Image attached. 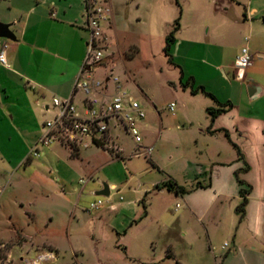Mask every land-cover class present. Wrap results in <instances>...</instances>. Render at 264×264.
Listing matches in <instances>:
<instances>
[{"label": "rangeland", "instance_id": "1", "mask_svg": "<svg viewBox=\"0 0 264 264\" xmlns=\"http://www.w3.org/2000/svg\"><path fill=\"white\" fill-rule=\"evenodd\" d=\"M108 2L116 31L109 27L111 18L103 23L112 38L109 46L104 34V58L97 65H102L97 76L101 80L110 74L119 77L120 86L145 110L146 117L140 123L142 144H153L159 135L152 153L157 167L144 154L135 155L137 146L122 128H115L113 133L119 136L123 158L116 157L120 153L118 145L105 146L104 150L88 138L84 141L90 145H81L77 157L54 142L44 149L45 156L34 157L33 163L15 171L11 178H0V264H17L20 255L33 261L52 251L55 259L53 255L46 257L43 264H206L207 234L200 223L180 219L184 205L176 192L156 186L144 200L146 216L141 201L144 183L162 184L167 176L186 187L195 182V174L185 162L187 156L198 151L196 122L204 116L202 107L209 99L182 87L180 70L168 62L163 47L179 16L180 4L181 32L177 39L184 42L179 51L174 44L171 53L186 73L184 80L193 75L208 90L221 91L228 87L224 76L233 81L232 88L238 93L243 84L233 71L242 47L255 55V64L246 68V77H262L263 57L258 52H264V0ZM253 8L255 11L250 12ZM193 30L201 41L188 50L185 37ZM218 66H224L228 75ZM244 86H248L246 81ZM114 87L110 83L109 93ZM172 102L175 115L169 109ZM49 117L51 114L43 118L41 127ZM190 121L195 123L193 127ZM13 144L18 150L23 148L17 136ZM80 178L87 184L83 186ZM104 183H116L117 188H111L110 195L97 194ZM98 199L103 204L90 209L91 202ZM112 203L116 207H111ZM13 225L45 244L26 238L20 231L10 237ZM26 240L33 245L14 247ZM223 242L217 237V245Z\"/></svg>", "mask_w": 264, "mask_h": 264}, {"label": "crops", "instance_id": "2", "mask_svg": "<svg viewBox=\"0 0 264 264\" xmlns=\"http://www.w3.org/2000/svg\"><path fill=\"white\" fill-rule=\"evenodd\" d=\"M253 11L254 8L250 10ZM85 20V0H0V24L4 26L2 31L9 35L0 37V44L6 45V57L10 65L6 67L0 63V178L4 179L7 176L11 178L15 171L33 163L34 157L45 156L44 149L54 142L69 148L71 156L76 157L80 154L81 145L85 147L90 145L83 141L75 146L77 154H73L72 145L57 140L49 145L39 143L45 133V121L52 118L56 112L54 97L73 99L76 103H81L87 96H100L95 92L85 93L75 87L76 79L80 75L83 78L91 76L101 80L97 76V71L102 65L82 72L89 35L84 26ZM111 21L112 25L109 27L115 30L113 10ZM103 31L110 42L112 36L104 28ZM180 32L181 27L177 33ZM177 33L174 44H178L179 51L184 40L178 41ZM200 39L196 30L191 31L189 36L185 37V47L192 50L200 44ZM258 55L263 57L260 61L263 69L264 52L259 51ZM252 56L253 60L249 66L255 64V55ZM218 67L226 76L228 75L224 66ZM233 75L236 76L235 67ZM246 76L247 69L242 78L236 79L243 84L238 93L232 88L233 81L224 76L228 87L221 91L212 89L211 92L220 101L233 103V107L218 114L212 124L206 109L216 105L214 100L202 93L194 94H202L209 98L202 107L204 116L196 122L199 131L196 145L198 151L187 156L185 162L186 167L194 172L195 182L189 187L185 186L191 190L190 192L176 195L181 197L184 205L180 219L184 217L191 223H200L207 234L206 264H264V69L261 71L260 80L255 76L250 79ZM195 80L196 84H202L197 77ZM245 81L247 87L244 86ZM170 111L173 115L176 114L175 103L173 110ZM49 114L51 117L46 119L41 127V121ZM190 124L191 127L195 125L193 121H190ZM222 129L229 131L232 141L244 154V160L238 159L236 149ZM15 136L23 142V148L19 150L13 144ZM159 139L158 135L151 144L153 149L150 154L143 155L148 157L153 167H157V160L152 157V153L155 142ZM37 144L41 153L34 156L32 151ZM118 146L120 158H123V150L120 145ZM246 165L249 166L248 170H242ZM236 171L242 179L253 186L245 217L241 221L236 212V206L241 201ZM80 180L83 186L87 184L86 179L84 184ZM158 185L162 184L152 182L141 185L143 192L145 191L141 200L144 202L145 216L148 210L144 200ZM111 186L117 188L116 183H112ZM164 189L167 188L159 190ZM138 191L142 193L141 190ZM116 205L112 203L111 207ZM13 226L10 237L18 231L24 234L20 226ZM24 236L35 240L34 236L26 234ZM219 236L224 242L217 245L216 239ZM27 243L33 245L31 241L26 240L22 246L17 244L14 247L19 246L22 249ZM9 255L13 256V253ZM42 255L47 258L52 255L54 259L56 257L54 251ZM10 264H14V261ZM17 264L34 263L28 256L20 255Z\"/></svg>", "mask_w": 264, "mask_h": 264}, {"label": "built area", "instance_id": "3", "mask_svg": "<svg viewBox=\"0 0 264 264\" xmlns=\"http://www.w3.org/2000/svg\"><path fill=\"white\" fill-rule=\"evenodd\" d=\"M86 20L85 28L88 30L87 53L82 66V72H88L97 66L104 58V31L103 23L109 22L112 16V8L108 0H85ZM253 56L247 47H243L235 60L236 78L244 76L245 69L252 63ZM0 63L9 67L6 57V45L0 44ZM120 79L114 74L108 75L104 80H97L88 76H79L76 79V89H82L85 93H98L99 97H85L80 107L73 99L53 98L56 112L52 118L45 121V133L39 143L49 145L52 141L64 142L68 145L78 146L88 138L91 142L101 146H117L115 128H122L135 142L137 148L135 154L148 155L153 145H144L143 132L140 125L145 119L146 112L138 100L133 98L120 86ZM110 83L115 85L112 93H109ZM173 110L174 103H170ZM109 139V143L107 142ZM33 155L41 153L38 144L33 149ZM83 184L85 179L80 180ZM115 188V186H110ZM103 200L91 202L90 209H97ZM44 255L33 260L34 264H41L45 260Z\"/></svg>", "mask_w": 264, "mask_h": 264}, {"label": "trees", "instance_id": "4", "mask_svg": "<svg viewBox=\"0 0 264 264\" xmlns=\"http://www.w3.org/2000/svg\"><path fill=\"white\" fill-rule=\"evenodd\" d=\"M179 4V3H178ZM180 7V13L179 16L174 20L173 27L169 31V33L166 35L165 39V45L163 47V52L166 55L168 62L176 67L179 68L180 70V83L184 89H189L192 94H197V93H202L207 97H210L211 99L214 100L215 106H210L207 107L206 111L210 117L211 124L213 123L214 119L216 116L222 112L228 111L233 107V103L231 101L227 102H222L220 101L217 96L208 90L205 85L203 84H196L195 77L193 75H190L184 80L185 78V72L183 68L177 64L174 61L173 54L171 53L172 45L176 42V33L180 29L181 24H180V19L182 15V9ZM226 135V137L229 139L233 147L236 149L237 156L239 160H244V154L242 153L240 147L232 141L230 137V133L226 129H222ZM73 154H77V148L73 145ZM117 158H120L119 154H116ZM151 163L154 165V163L151 161ZM249 166L246 165L242 170H248ZM236 178L237 181L240 185V196H241V201L240 203L236 206V212L239 215V220L241 221L246 214V206L248 204L249 200V194L251 193L253 186L248 183L246 180L242 179L239 176V172L236 171ZM200 186V185H199ZM157 188H167L168 190L174 191L178 194H185L189 192V189H187L185 186L178 184V182L172 178L171 176H167L166 180L162 183V185H158ZM146 213V211H145ZM180 264V263H179Z\"/></svg>", "mask_w": 264, "mask_h": 264}, {"label": "water", "instance_id": "5", "mask_svg": "<svg viewBox=\"0 0 264 264\" xmlns=\"http://www.w3.org/2000/svg\"><path fill=\"white\" fill-rule=\"evenodd\" d=\"M3 27L4 26L0 24V37H8L9 36L8 33L2 31ZM109 193H110V189L107 183H104L103 188L97 192V194H102V195H109Z\"/></svg>", "mask_w": 264, "mask_h": 264}]
</instances>
